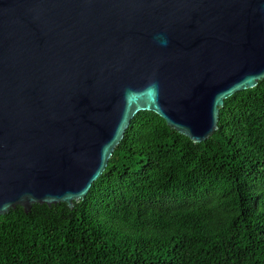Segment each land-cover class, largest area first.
Returning <instances> with one entry per match:
<instances>
[{
	"label": "water",
	"instance_id": "obj_1",
	"mask_svg": "<svg viewBox=\"0 0 264 264\" xmlns=\"http://www.w3.org/2000/svg\"><path fill=\"white\" fill-rule=\"evenodd\" d=\"M264 79V0H0V215L85 198L135 116L201 143Z\"/></svg>",
	"mask_w": 264,
	"mask_h": 264
},
{
	"label": "trees",
	"instance_id": "obj_2",
	"mask_svg": "<svg viewBox=\"0 0 264 264\" xmlns=\"http://www.w3.org/2000/svg\"><path fill=\"white\" fill-rule=\"evenodd\" d=\"M218 126L194 143L138 113L73 209L0 215V264H264V79Z\"/></svg>",
	"mask_w": 264,
	"mask_h": 264
}]
</instances>
